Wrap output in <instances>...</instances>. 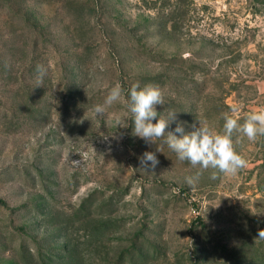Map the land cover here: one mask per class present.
Segmentation results:
<instances>
[{"label": "rangeland", "instance_id": "374dc122", "mask_svg": "<svg viewBox=\"0 0 264 264\" xmlns=\"http://www.w3.org/2000/svg\"><path fill=\"white\" fill-rule=\"evenodd\" d=\"M137 81L176 112L165 135L243 122L264 108V0H0V264H264V136L190 185L198 167L134 135Z\"/></svg>", "mask_w": 264, "mask_h": 264}, {"label": "clouds", "instance_id": "9594fccd", "mask_svg": "<svg viewBox=\"0 0 264 264\" xmlns=\"http://www.w3.org/2000/svg\"><path fill=\"white\" fill-rule=\"evenodd\" d=\"M38 71L42 76L44 69L40 67ZM122 95L124 89L117 82L110 88L102 104L93 105V113L97 116L102 115L106 108L120 100ZM163 104L164 92L158 84L141 85L137 81L127 91L126 105L132 118L134 135L145 142L160 139L180 161H188L193 167H198L193 175L186 178L190 185L198 182L203 170L211 168L225 174H236L247 166V159L235 148L236 134H242L250 141L264 136V108L248 113L241 122L238 109L235 107L222 114L223 125L220 131H214L207 123L198 122V126L195 124L191 126L190 132L186 133L183 126L178 124L174 132L165 135L170 120L176 119V112H169L167 116L158 113L156 106ZM176 133L180 134L179 137ZM158 162L153 152L144 153L141 160L146 168H154Z\"/></svg>", "mask_w": 264, "mask_h": 264}]
</instances>
